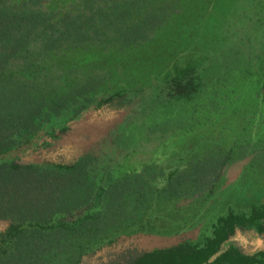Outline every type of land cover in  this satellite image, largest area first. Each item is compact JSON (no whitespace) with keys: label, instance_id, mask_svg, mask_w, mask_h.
Returning <instances> with one entry per match:
<instances>
[{"label":"rangeland","instance_id":"1","mask_svg":"<svg viewBox=\"0 0 264 264\" xmlns=\"http://www.w3.org/2000/svg\"><path fill=\"white\" fill-rule=\"evenodd\" d=\"M170 1L177 14L140 47L53 54L52 67H102L109 79L66 126L0 156L63 166L91 155L116 176L150 178L162 191L199 160L227 159L219 181L212 175L196 192L160 202L155 223L124 231L82 264L186 242L203 246L222 216L264 204V0ZM6 227L0 221V232ZM231 245L255 255L264 250V233L238 228L220 253Z\"/></svg>","mask_w":264,"mask_h":264},{"label":"trees","instance_id":"2","mask_svg":"<svg viewBox=\"0 0 264 264\" xmlns=\"http://www.w3.org/2000/svg\"><path fill=\"white\" fill-rule=\"evenodd\" d=\"M171 2L0 0V156L38 132L66 126L109 79L102 67H52L53 54L140 47L177 14ZM225 160H199L173 174L162 191L150 178L116 176L91 155L63 166L0 158V221L7 223L0 232V264H82L124 231L155 223L152 210L160 202L182 190L196 192L199 181L212 175L219 181ZM238 228L263 234L264 204L222 216L203 246L186 242L106 264H264V250L247 255L231 245L220 253Z\"/></svg>","mask_w":264,"mask_h":264}]
</instances>
